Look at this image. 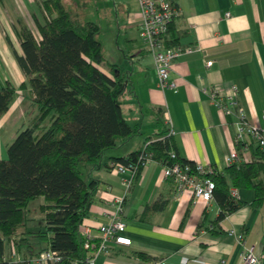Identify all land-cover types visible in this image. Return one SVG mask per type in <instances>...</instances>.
<instances>
[{
	"label": "crops",
	"instance_id": "crops-1",
	"mask_svg": "<svg viewBox=\"0 0 264 264\" xmlns=\"http://www.w3.org/2000/svg\"><path fill=\"white\" fill-rule=\"evenodd\" d=\"M169 1L179 12L169 24L164 44L173 40L171 46L194 48L171 60L169 81L175 86L161 87L153 56L141 35L138 0H63L73 16L98 25L104 56L99 67L112 76L108 63L117 64L124 76L122 112L136 129L129 136L117 137L116 145L105 150L103 165H84L86 179L96 178L98 186L83 223L97 233L96 226L109 220L112 199L123 196L124 233L131 238L127 245L110 243L93 264L154 260L162 264H242L244 245L238 233L247 245H255L260 258L257 264H264V201L259 207L251 204L252 188L236 187L235 196L243 203L222 218L218 228L223 232L213 233L209 227L220 210L215 197L205 201L194 198L189 189L178 191L174 180L163 175L162 161L146 162L132 177L110 166L113 157L141 148L148 136L154 137L161 126L160 116L174 130L172 137L181 157L192 163H211L220 169L218 174H225V158L234 147L236 117L213 103L209 96L213 85H219L223 98L234 96L249 120L264 128V0ZM87 5L94 8L93 15L86 14ZM34 7L35 0H0V86L10 82L15 88L8 109L0 113V158L7 157V146L37 112L30 87L20 86L26 75L16 57L22 54L18 34L22 25L40 37L31 14ZM105 40L109 54L103 52ZM48 116V111L43 112L35 126L46 123ZM239 155L240 160L250 158L246 149ZM126 178H130L128 184L123 183ZM32 200L38 201L32 206L37 210L43 199ZM14 246L4 240L1 259L8 260L11 252L20 260L26 257Z\"/></svg>",
	"mask_w": 264,
	"mask_h": 264
},
{
	"label": "trees",
	"instance_id": "trees-1",
	"mask_svg": "<svg viewBox=\"0 0 264 264\" xmlns=\"http://www.w3.org/2000/svg\"><path fill=\"white\" fill-rule=\"evenodd\" d=\"M31 14L40 37L22 25L18 31L22 54L16 57L26 75L20 86L30 87L37 112L7 146V157L0 158V264H9L1 259L4 240L24 252L20 264L45 248L60 253L54 264H88L90 253L79 226L95 199L98 181L86 179L80 165L100 167L103 153L116 145L117 137L136 130L122 112L124 76L115 63H108L112 76L99 67L104 56L98 25L73 16L63 0H35ZM172 42L165 41L166 46ZM14 93L10 82L0 86V113L8 109ZM47 111L48 121L35 126ZM157 120L161 126L154 137L146 138L144 147L113 160L132 162L137 171L142 167L141 153L163 163L186 161L172 135H167L169 128L160 116ZM237 149L242 153L240 141ZM247 150L249 159L227 164L225 174L211 176L220 206L212 227L206 226L213 233L223 232L218 228L222 218L243 203L231 195V186L252 188L254 207L264 201V145L250 142ZM40 196L42 224L27 229L28 203Z\"/></svg>",
	"mask_w": 264,
	"mask_h": 264
},
{
	"label": "built area",
	"instance_id": "built-area-1",
	"mask_svg": "<svg viewBox=\"0 0 264 264\" xmlns=\"http://www.w3.org/2000/svg\"><path fill=\"white\" fill-rule=\"evenodd\" d=\"M141 18L140 28L141 35L144 39L149 51L151 52L158 76V84L161 87L175 86V82L169 81V71L171 69V60L181 51H191L194 47L187 46L182 49L180 46H166L164 44V35L168 30L171 20L178 14V8L169 0H138ZM229 12H226L228 15ZM212 60H207V64H211ZM209 96L213 103L221 109L226 115H234L236 119L234 124L236 134L234 138V147L226 155V163L230 164L240 160L237 142L242 143V149H248L250 142H259L264 145V128L259 127L247 117L246 112L240 106L234 96L223 98L219 85H213L209 88ZM174 130L169 128L167 135H172ZM247 135L249 136L248 139ZM246 136V137H245ZM162 138V137H161ZM145 145V144H144ZM143 145V147H144ZM172 157L176 156L175 151L171 150ZM152 156L139 155V161L143 166L146 162L152 160ZM163 175L170 177L175 182V188L178 191L189 189L194 198L200 197L209 201L213 198L214 180L212 175L220 173V169L211 163L188 161H172L163 163ZM112 169L119 173H129L132 177L137 171V165L129 162L112 160L110 162ZM129 179H124L123 183L128 184ZM231 195L235 196L236 187H230ZM236 197V196H235ZM113 207L109 209V220L96 226L98 232L94 233L89 224H80L81 234L85 237L84 248L90 251L86 262L93 264L95 256L106 251L110 243L127 245L131 242V238L124 233V198L123 196H115L113 199ZM237 239L244 245L242 253V264H257L260 261L259 256L255 252L254 244H246L241 233L237 234ZM61 258L57 250L45 248L36 255L28 259L27 264H54ZM9 264H20V259L15 257L14 252L8 259ZM145 264H162L161 260H154Z\"/></svg>",
	"mask_w": 264,
	"mask_h": 264
},
{
	"label": "rangeland",
	"instance_id": "rangeland-1",
	"mask_svg": "<svg viewBox=\"0 0 264 264\" xmlns=\"http://www.w3.org/2000/svg\"><path fill=\"white\" fill-rule=\"evenodd\" d=\"M86 8H87L86 9V14L88 16L93 15V12L92 11H94V8L91 5H87ZM101 34L102 33H100V34L97 33V37L99 38L101 36V38H102V35ZM109 43H110V41H109ZM104 51H105V54L106 53L109 54L110 51H111V48L109 47V44H108V40H105L103 52ZM106 56H109V55H106ZM120 100H121V98H120ZM80 168L84 172V168H85L84 162L81 163ZM37 203H38L37 200H32L30 202V204H29V207H31V209L28 210V217H29V219L27 221V224L25 225V228H27V229H36V228H38L42 224V219H41L42 213L38 209L36 210V208L35 209L32 208V206L33 205H36ZM32 218H34V220H32ZM33 221H35V222H33ZM14 247H16V246H14ZM11 253H13V252H11Z\"/></svg>",
	"mask_w": 264,
	"mask_h": 264
}]
</instances>
